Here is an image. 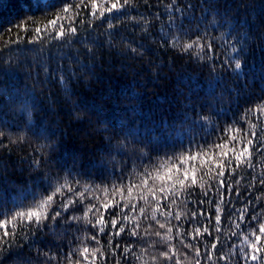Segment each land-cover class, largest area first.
Masks as SVG:
<instances>
[{"label": "snow or ice", "instance_id": "6c2138e0", "mask_svg": "<svg viewBox=\"0 0 264 264\" xmlns=\"http://www.w3.org/2000/svg\"><path fill=\"white\" fill-rule=\"evenodd\" d=\"M43 3L59 11L34 32L20 18L0 48V155L27 149L17 168L25 183L10 201L0 196V264H264V63L247 59L254 39L257 51L264 44V23L251 18L264 0H237L239 13L226 14L210 0ZM146 40L198 62L208 78H187L213 87L197 93L179 77L180 116L160 119L155 131L143 115L144 87L107 102L119 121L100 102L82 104L77 89L99 86L107 56L154 55ZM50 86L67 94V109L45 105ZM49 115L64 127L46 123ZM73 130L98 143L61 163ZM9 167L0 164V176Z\"/></svg>", "mask_w": 264, "mask_h": 264}, {"label": "trees", "instance_id": "16d2710c", "mask_svg": "<svg viewBox=\"0 0 264 264\" xmlns=\"http://www.w3.org/2000/svg\"><path fill=\"white\" fill-rule=\"evenodd\" d=\"M62 0H48L49 4L59 5ZM74 3H79V0H73ZM102 3V0H98ZM155 4V0H151ZM211 6L220 14H226L227 12L235 9L239 13L240 9L236 7L237 0H210ZM50 8L45 7L43 0H0V48L4 46L5 41L8 38H15L18 29H13L12 32H8L7 29L19 22L20 18H26L28 20V27L34 32L35 26L44 27L47 23V19L53 17L57 10L50 11ZM63 15V13H60ZM257 23H264V3H257L254 13L251 16ZM88 22H92L91 18H88ZM164 21H161L163 25ZM157 26V31H159ZM23 33H21L22 35ZM117 48L121 53L124 52L126 45H124L119 37L115 41ZM145 46L151 48L154 55L145 54L142 59H125L122 55H110L106 57L105 67L98 70V74L95 80L98 81L99 86L96 88L83 89L82 85H78L79 99L82 104L97 106V102H100V108L98 110L113 121H119L121 113L118 110V106L112 104L109 106L107 103L116 93H126L130 88L141 86L146 90L143 93L145 97H150L145 100V118H151L153 128L149 131H155L159 127L157 121L167 117L169 121L179 118L180 113L177 111L179 107L178 97L181 93L178 87L188 86L192 91L205 94H211L213 87L211 85L206 86L203 83H198L196 79H189L187 76L200 77L201 79H207V70H202L198 67V62L193 63L187 56H181L177 52L169 49L167 52L160 48L158 40H146ZM182 44L184 41L181 42ZM261 43L259 39H254L247 57L248 63L259 65L264 63V44L261 45V50H256V44ZM29 59L32 58V53H27ZM161 60L164 61V65H161ZM153 62L157 67H153ZM168 64L171 65L169 70ZM23 72V69L20 70ZM255 71V70H254ZM157 73L160 78H157ZM179 77H185L181 84L178 80ZM14 77L10 76V83ZM87 79V77H85ZM24 83L31 85V80L27 77L24 78ZM111 84V89H108V94H105L104 86ZM233 81L231 79L224 81L225 88H233ZM251 88V85H249ZM256 91V89H251ZM48 91L55 93L52 100L56 103L52 104V100H45V105H51L52 112L59 110V108L67 109L68 105L65 103L66 93L63 92L58 86H50ZM95 92L94 95L89 96L90 92ZM187 91V89H185ZM36 92L39 95L41 89L36 88ZM47 95V92L44 93ZM43 98V97H41ZM227 103V97L225 98V104ZM226 112V109L224 110ZM45 122H53L52 126L56 127L60 124L63 128L64 124H61V117L55 115H49L45 117ZM64 123H68V119L64 118ZM168 126L167 124L165 125ZM72 135L75 136V141L64 145V152L61 158V163L68 162L70 153L81 150L88 156L90 149H93L98 140L96 137H89L80 133L77 135L76 130H73ZM27 149L24 151H13L10 157L7 154L0 155V164L11 165L9 167L7 177L0 176V196L3 197L5 202L10 201L16 196V185H22L25 183L24 176L17 170L20 157L26 154ZM84 166L96 169L95 161L89 162L87 159L83 161ZM112 165L119 166V158L111 161ZM16 166V167H15ZM99 173V170H97ZM28 175L27 172L24 173ZM40 181L34 180L33 188L38 186Z\"/></svg>", "mask_w": 264, "mask_h": 264}]
</instances>
